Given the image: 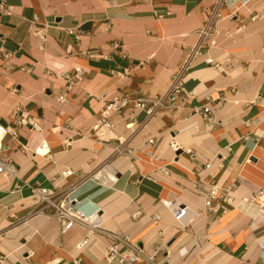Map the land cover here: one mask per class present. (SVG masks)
<instances>
[{
	"label": "crops",
	"instance_id": "0c3cea01",
	"mask_svg": "<svg viewBox=\"0 0 264 264\" xmlns=\"http://www.w3.org/2000/svg\"><path fill=\"white\" fill-rule=\"evenodd\" d=\"M5 1L0 123L11 124L21 107L42 131L22 127L5 138L17 174H0V264H118L105 259L108 235L88 238L77 224L62 233L55 216L33 214L30 186L99 210L105 230L128 235L158 264H264V218L243 200L264 186V0ZM210 17L214 33L201 39ZM186 62L185 101L149 120L143 111L132 123L113 116L103 140L78 134L113 96L164 94ZM77 68L85 73L67 89L58 74ZM203 105L210 121L195 113ZM43 140L49 153L35 154ZM120 140L125 153L115 154ZM231 183L233 205L206 211L210 188ZM164 201L187 215L177 221Z\"/></svg>",
	"mask_w": 264,
	"mask_h": 264
},
{
	"label": "built area",
	"instance_id": "2783aa9c",
	"mask_svg": "<svg viewBox=\"0 0 264 264\" xmlns=\"http://www.w3.org/2000/svg\"><path fill=\"white\" fill-rule=\"evenodd\" d=\"M227 0H218L217 5ZM6 6L5 0H0V10H4ZM218 7V6H217ZM214 22L210 17L206 25L201 29V39L208 34L214 33ZM70 33H76L80 37L79 28L70 29ZM10 52L3 53V59L9 60ZM211 61V60H209ZM189 64L186 62L182 65L172 76L171 83L168 90L162 95H155L146 98H138L136 100L130 98L127 94L116 95L108 100L106 105L98 117V120L88 130L80 131V135H95L97 138L103 140V136L114 128L112 120L113 116H122L125 120L132 122L137 121L139 112H145L147 120L158 114L164 109H169L177 105L179 101H185L188 94L185 90V82L188 76ZM85 71L77 68L73 71L64 70L58 75L65 80L66 88H72L79 80H81ZM65 101V98H61ZM128 113L126 116L125 114ZM195 113L201 114L204 121L212 119L211 109L207 105L195 108ZM13 121L11 124L4 125L0 123V174L16 175L17 167L13 160L6 153L10 149L9 142H5L6 136L16 137L22 127L29 128L30 131H42V124L32 116L29 112H25L21 107H16L12 111ZM72 119L69 120V125L74 127ZM142 124V123H141ZM140 126V125H139ZM72 137L68 138L66 142H70ZM150 143H154V138L149 139ZM125 141H119L118 145L113 146L115 154L125 153ZM169 147L175 153V156L180 151L181 146L176 141L175 137L169 140ZM50 151L48 142L43 140L38 148L35 149V154L46 155ZM126 153L132 155L130 149H126ZM147 154H151V151ZM209 165H207L208 167ZM66 171L65 175L70 174ZM33 197L37 201V207L33 214H47L53 215L57 218L61 232L66 233L76 224L85 227L89 231V236H96V232L108 235L112 242L107 244L105 259L108 263L117 262L118 264H158L155 262L154 256L146 257L138 245V243L131 241L128 235H121L117 232H110L103 228L104 218L99 210L88 213L84 209L76 206V198H70L69 193L57 189H50L41 186H30ZM235 187L234 183L226 186L213 185L205 196V210L208 212H217L218 209L226 211L228 207L234 203L232 191ZM244 201L254 204L259 208L260 215L264 218V186L253 192L250 196H245ZM166 208L175 209L174 217L177 221H181L187 215V207H182L181 204L171 201H164ZM50 210L52 212H50ZM139 214V213H138ZM138 214H134L137 218ZM155 221L161 219V215L156 213L153 215ZM87 241L81 242L80 247Z\"/></svg>",
	"mask_w": 264,
	"mask_h": 264
}]
</instances>
